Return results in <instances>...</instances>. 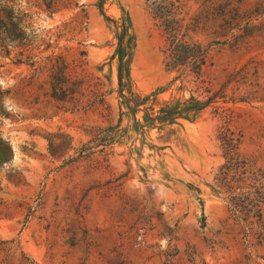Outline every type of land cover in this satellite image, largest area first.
I'll list each match as a JSON object with an SVG mask.
<instances>
[{
    "label": "rangeland",
    "instance_id": "374dc122",
    "mask_svg": "<svg viewBox=\"0 0 264 264\" xmlns=\"http://www.w3.org/2000/svg\"><path fill=\"white\" fill-rule=\"evenodd\" d=\"M54 1L0 0V17L29 14L32 54L17 62L15 43L13 59L0 57V264H264V243L212 188L222 111L150 125L145 105L127 106L163 88L146 104L158 110L194 88L169 86L150 2L105 0L103 13L99 0ZM180 1L201 19L194 39L226 40L208 75L219 88L239 70L226 89L235 103L220 105L245 133L242 153L264 166V0ZM120 36L132 52L122 94Z\"/></svg>",
    "mask_w": 264,
    "mask_h": 264
},
{
    "label": "trees",
    "instance_id": "16d2710c",
    "mask_svg": "<svg viewBox=\"0 0 264 264\" xmlns=\"http://www.w3.org/2000/svg\"><path fill=\"white\" fill-rule=\"evenodd\" d=\"M44 1L47 10L53 9L56 5L54 0ZM147 2H150L147 8L150 16L164 36L165 68L169 73L175 74L169 86L179 80L178 89L185 88V83L191 82L194 83V88L190 90L189 97L166 101L158 110H155L153 105L146 106V104L151 97L161 93L163 88L144 97L133 95L131 99H127V106L136 113L139 107L145 105L144 119L150 125H155L156 122L175 123L179 118L192 121L210 107L222 111L224 122L217 130V139L220 141L224 161L215 173L212 188L223 195L230 217L243 226L245 237L256 236L259 244H262L264 243V166L259 164L257 156L242 153L241 146L245 133L242 129L232 127L233 116L228 112L230 108L220 105V103H235L234 98H228L226 89L231 83L239 81L241 74L239 76V70L230 73L219 88L214 86L208 75L209 69L213 66L214 46L225 45L227 42L213 40L204 43L194 39L192 35L199 28L201 19L189 17L180 0H147ZM65 3L72 4L73 0H65ZM104 3L105 0H99L97 4L102 12ZM27 15L29 14L15 10L11 6V16L0 17V57L13 59L12 52L18 46L15 43H18L20 54L17 62H24V57L32 60V54L29 52L30 43L25 31L27 26L21 23ZM106 18L111 20L109 17ZM130 27L131 21L127 13L122 35H128ZM131 42L133 36L129 38V43ZM119 43L118 83L122 94L124 77H130L132 52L122 48V36ZM124 56H128L127 61H124ZM102 141H106V137H103ZM80 151L79 156H82L84 150Z\"/></svg>",
    "mask_w": 264,
    "mask_h": 264
}]
</instances>
